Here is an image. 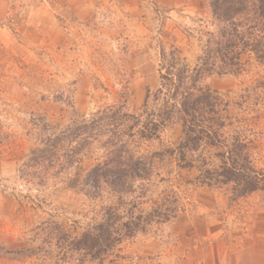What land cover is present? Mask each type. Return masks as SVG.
Segmentation results:
<instances>
[{"label": "rangeland", "instance_id": "1", "mask_svg": "<svg viewBox=\"0 0 264 264\" xmlns=\"http://www.w3.org/2000/svg\"><path fill=\"white\" fill-rule=\"evenodd\" d=\"M71 2L0 0V126L4 159L19 160L14 167L38 147L41 122L59 133L109 106L140 112L148 92L160 87L162 52L176 50L182 63L193 66L202 53V32L213 30L211 0H80L74 7ZM205 85L230 104L233 117L253 124L264 116V64L251 62L242 76H211ZM180 141V128H173L160 140L136 145L139 154H164L156 159L143 210L150 213L168 199L176 203L161 210L177 207L176 217L123 242L106 264H172L177 238L171 226L177 217L211 213L236 230L249 224L257 209L264 211V193L237 198L232 185L201 184L203 171L218 164L209 150L193 155V169L180 168L166 153ZM102 152L94 144L79 167L51 170L42 186L0 174L6 192L0 205V264H78L58 239L79 236L109 200H90L66 182L83 175ZM253 156L250 166L264 179V163ZM150 240L159 243V253H143L152 248Z\"/></svg>", "mask_w": 264, "mask_h": 264}, {"label": "trees", "instance_id": "2", "mask_svg": "<svg viewBox=\"0 0 264 264\" xmlns=\"http://www.w3.org/2000/svg\"><path fill=\"white\" fill-rule=\"evenodd\" d=\"M210 6L213 30L202 32L205 40L196 63H182L176 50L162 52L160 87L155 94L148 92L140 112L113 105L72 121L59 133L42 122L36 126L39 145L20 169L29 183L42 186L51 170L79 167L94 144L103 151L83 175L66 182L90 200H109L99 219H92L79 236L66 233L58 239L78 264H106L123 242L176 217L177 207L161 210L176 203L168 199L150 213L143 210L156 159L164 154L136 151V145L160 140L167 130H181L178 146L166 150L180 168L193 169L199 151L217 150L218 164L203 171L202 185H232L237 198L264 190V179L250 166L251 124L230 115V104L205 85L211 76H242L251 62L264 64V0H211Z\"/></svg>", "mask_w": 264, "mask_h": 264}, {"label": "crops", "instance_id": "3", "mask_svg": "<svg viewBox=\"0 0 264 264\" xmlns=\"http://www.w3.org/2000/svg\"><path fill=\"white\" fill-rule=\"evenodd\" d=\"M71 1L74 3V7L80 0ZM4 15H7L6 12ZM260 118L250 125L252 142L249 144V152L250 157L254 155V159L257 158L261 163H264V129L261 128V120L264 119V116H260ZM3 131L4 125H1L0 174L4 178L15 177V179H19L20 168L27 163L31 151H28L29 154L27 153V156L20 160L22 166L19 164L14 167L13 163L16 164L19 160H14L12 156L4 159L6 146L2 138ZM32 131L30 130L27 136H32ZM207 150L210 151V154L216 155L217 153V150L213 148H207ZM263 193L264 190H258L248 197ZM4 197H6V192H2L0 189V205L5 201ZM250 221L246 226L233 230V228L226 227L228 221H222L211 213L202 218L177 217L171 226L177 238L176 244L172 248V264H264V211L257 209ZM236 231L238 233H235ZM150 242L152 248L147 246L143 253L152 255L154 249L157 251L156 253H159L162 249L159 243H155L153 240Z\"/></svg>", "mask_w": 264, "mask_h": 264}]
</instances>
